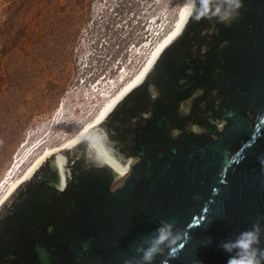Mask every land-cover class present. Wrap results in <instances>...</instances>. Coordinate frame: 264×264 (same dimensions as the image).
<instances>
[{"label":"water","instance_id":"1","mask_svg":"<svg viewBox=\"0 0 264 264\" xmlns=\"http://www.w3.org/2000/svg\"><path fill=\"white\" fill-rule=\"evenodd\" d=\"M0 264H264V0H187L0 203Z\"/></svg>","mask_w":264,"mask_h":264},{"label":"rangeland","instance_id":"2","mask_svg":"<svg viewBox=\"0 0 264 264\" xmlns=\"http://www.w3.org/2000/svg\"><path fill=\"white\" fill-rule=\"evenodd\" d=\"M10 1L18 0H0V25ZM25 1L18 17L24 29L9 30L18 39L0 38V48L15 47L0 55V188L106 108L171 32L185 2Z\"/></svg>","mask_w":264,"mask_h":264},{"label":"bare ground","instance_id":"3","mask_svg":"<svg viewBox=\"0 0 264 264\" xmlns=\"http://www.w3.org/2000/svg\"><path fill=\"white\" fill-rule=\"evenodd\" d=\"M186 2H187V0H185V2H184V4H183V8H184V6H185V4H186ZM183 8H182V11H183ZM181 14H182V12H181ZM181 14H180V16H179V18H178V20H176L177 22H176V24L174 25V27H173V29L171 30V32H169V34L166 36V37H164L158 44H157V46L154 48V50H153V52L150 54V56L148 57V59H147V61H146V63L143 65V67L141 68V70L126 84V86L124 87V88H122V90H124L129 84H131L139 75H140V73L144 70V68L146 67V65H147V63H148V61L150 60V58L154 55V53L156 52V50L158 49V47L173 33V31H174V29H175V27H176V25H177V23H178V21H179V19H180V17H181ZM166 22V21H165ZM163 32V31H162ZM154 33H156V32H154ZM155 43V42H154ZM153 43V44H154ZM152 44V43H151ZM156 44V43H155ZM153 46V45H152ZM143 47V46H142ZM145 49H143V51H144ZM151 52V51H150ZM149 52V53H150ZM141 54H138V56H140ZM143 56V55H142ZM143 58H145V57H143ZM146 59V58H145ZM143 60V59H142ZM137 61V60H136ZM145 61V60H144ZM125 73V72H124ZM100 82V81H99ZM119 88V87H118ZM121 90V91H122ZM121 91H119L115 96H113V98L111 99V101L121 92ZM110 101V102H111ZM109 102V103H110ZM109 105V104H108ZM107 105V106H108ZM106 106V107H107ZM102 113V112H101ZM100 113V114H101ZM99 114V115H100ZM98 115V116H99ZM97 116V117H98ZM96 117V118H97ZM96 118L93 120V121H91L90 123H88L86 126H84V128L81 130V131H79L76 135H74L71 139H69V140H67L66 142H64V143H62V144H60V145H58L57 147H54V149H50V150H47L46 152H44L39 158H37L19 177H17V179L15 180V181H11V178H12V175L14 174V171H12L11 173H10V176H8L7 178H5V180H4V182H3V185H2V187L0 188V192L2 191V189L3 188H5V186L8 184V183H11V185L9 186V188L7 189V191L2 195V197L0 198V203L3 201V199L6 197V195L15 187V185L24 177V175L28 172V170L42 157V156H44L45 154H47V153H49V152H51V151H54V150H56V149H59L60 147H62V146H64L65 144H67L69 141H71L73 138H75L78 134H80L85 128H87L92 122H94L95 120H96ZM43 141V140H42ZM25 159L24 158H22L18 163H22L23 161H24Z\"/></svg>","mask_w":264,"mask_h":264},{"label":"trees","instance_id":"4","mask_svg":"<svg viewBox=\"0 0 264 264\" xmlns=\"http://www.w3.org/2000/svg\"><path fill=\"white\" fill-rule=\"evenodd\" d=\"M25 2H26L25 0L10 1V4L11 5L7 9H5L4 21L2 22V24L0 25V27H5L8 32L5 34L4 32L0 31V38L2 40L6 41L5 35L7 36V38H10V34L13 35L11 40L14 41V40L18 39V36H19L20 33L18 34V32H16L14 34V32H12V31L9 33V30L11 28H13V27L16 28L17 27L16 26L17 24L20 25V26H22L23 29H24V26L21 24V22L18 23V21H19V18L18 17L21 14V10L24 8ZM20 26L18 28H20ZM8 33H9V35H8ZM12 48L13 49L9 48L8 51H6L7 49H6V46L4 44L0 48V55H1V57L2 56H5V55H8V54H10L8 52H12L13 50H15V47H12ZM4 80L5 79L3 77H0V84L2 82H4ZM2 94H3V90L1 89V86H0V96Z\"/></svg>","mask_w":264,"mask_h":264}]
</instances>
